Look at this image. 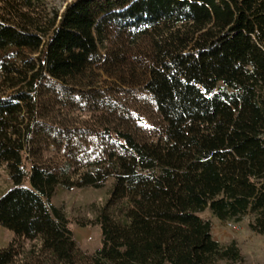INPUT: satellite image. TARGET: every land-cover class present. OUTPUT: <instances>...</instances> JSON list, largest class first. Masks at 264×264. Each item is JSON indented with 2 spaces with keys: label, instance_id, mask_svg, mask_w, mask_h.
Instances as JSON below:
<instances>
[{
  "label": "trees",
  "instance_id": "obj_1",
  "mask_svg": "<svg viewBox=\"0 0 264 264\" xmlns=\"http://www.w3.org/2000/svg\"><path fill=\"white\" fill-rule=\"evenodd\" d=\"M118 28L151 44L141 90L159 133L137 138L104 126L107 148L83 165L29 160L26 169L35 87L80 74L98 40ZM7 47L38 52L39 66L0 64V164L12 183L0 195V227L13 235L0 264L16 261L21 240L38 242L28 264L239 263L235 241L215 240L198 215L206 209L220 221L247 216L248 229L264 235V0H72L58 18L44 0H0V50ZM107 177L94 219L99 246L86 256L49 199L56 187H100Z\"/></svg>",
  "mask_w": 264,
  "mask_h": 264
},
{
  "label": "rangeland",
  "instance_id": "obj_2",
  "mask_svg": "<svg viewBox=\"0 0 264 264\" xmlns=\"http://www.w3.org/2000/svg\"><path fill=\"white\" fill-rule=\"evenodd\" d=\"M70 1L44 0V5L49 14L56 12L58 18ZM37 55L38 52L7 47L0 50V64L25 59L38 67ZM152 65V48L146 37L135 36L121 28L110 29L98 40L95 53L80 74L57 81L43 79L32 92L34 138L27 143L25 168L29 167V160L47 165H60L66 160L72 168L83 165L98 156L99 149L107 148L106 140L98 134L104 126L129 130L137 138L157 136L163 123L141 90ZM8 92L10 90L6 94ZM91 93L113 98L116 103L92 106L87 99H79ZM22 114L25 123L31 113L24 110ZM111 183L112 178L107 177L100 187H56L49 199L66 219L78 251L86 256L99 246L100 234L94 219L108 197ZM21 185H29L27 176ZM11 186L1 163L0 195ZM198 215L210 221V232L215 240L235 241L242 257L239 263L232 264H264V235L248 229L247 216L230 222L218 220L207 209ZM12 237L11 231L0 227V248ZM20 243L13 264H28L30 261L23 257L27 251H35L38 242L21 240Z\"/></svg>",
  "mask_w": 264,
  "mask_h": 264
}]
</instances>
